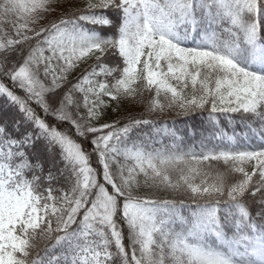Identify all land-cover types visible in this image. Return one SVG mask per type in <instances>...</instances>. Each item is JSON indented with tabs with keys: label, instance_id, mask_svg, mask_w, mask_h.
Segmentation results:
<instances>
[{
	"label": "snow or ice",
	"instance_id": "6c2138e0",
	"mask_svg": "<svg viewBox=\"0 0 264 264\" xmlns=\"http://www.w3.org/2000/svg\"><path fill=\"white\" fill-rule=\"evenodd\" d=\"M0 264H264V0H0Z\"/></svg>",
	"mask_w": 264,
	"mask_h": 264
},
{
	"label": "trees",
	"instance_id": "16d2710c",
	"mask_svg": "<svg viewBox=\"0 0 264 264\" xmlns=\"http://www.w3.org/2000/svg\"><path fill=\"white\" fill-rule=\"evenodd\" d=\"M140 111V110H139ZM139 111H137V112H139ZM181 129L183 128V125L182 124H180V125H178Z\"/></svg>",
	"mask_w": 264,
	"mask_h": 264
},
{
	"label": "rangeland",
	"instance_id": "374dc122",
	"mask_svg": "<svg viewBox=\"0 0 264 264\" xmlns=\"http://www.w3.org/2000/svg\"><path fill=\"white\" fill-rule=\"evenodd\" d=\"M139 110H141V109H140V108H137V109H136V111H139Z\"/></svg>",
	"mask_w": 264,
	"mask_h": 264
}]
</instances>
